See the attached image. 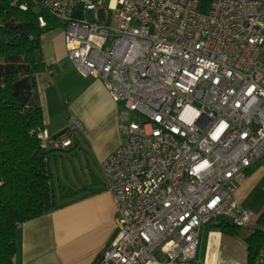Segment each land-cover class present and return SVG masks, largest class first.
I'll return each mask as SVG.
<instances>
[{"label": "built area", "instance_id": "obj_1", "mask_svg": "<svg viewBox=\"0 0 264 264\" xmlns=\"http://www.w3.org/2000/svg\"><path fill=\"white\" fill-rule=\"evenodd\" d=\"M30 1L118 104L122 141L101 164L116 235L95 264L197 263L202 230L220 221L264 233L237 196L264 159V0ZM81 128L70 116L42 129L40 148L63 150ZM250 264H264V246Z\"/></svg>", "mask_w": 264, "mask_h": 264}, {"label": "crops", "instance_id": "obj_2", "mask_svg": "<svg viewBox=\"0 0 264 264\" xmlns=\"http://www.w3.org/2000/svg\"><path fill=\"white\" fill-rule=\"evenodd\" d=\"M43 51L41 46L39 61L44 67L34 75L43 130L50 135L60 132L70 116L82 128L74 132L69 147L49 151L47 169L55 208L19 225L14 262L95 264L100 249L116 235V213L101 164L122 141L118 104L102 80L81 74L67 54L51 56ZM261 160L238 186L240 201L244 190L258 180H251L252 175L264 173ZM242 231L227 235L207 226L200 234L197 263L192 264H246V238L252 230ZM236 248L245 250L243 263L236 257Z\"/></svg>", "mask_w": 264, "mask_h": 264}, {"label": "trees", "instance_id": "obj_3", "mask_svg": "<svg viewBox=\"0 0 264 264\" xmlns=\"http://www.w3.org/2000/svg\"><path fill=\"white\" fill-rule=\"evenodd\" d=\"M58 23L30 0H0V264H15L19 225L55 208L47 169L50 150L40 148L37 137L43 112L34 75L44 67L37 57L40 38ZM254 169L255 164L246 175ZM258 223L264 224V211ZM208 229L227 235L238 231L222 221ZM246 243L250 264L264 246V233L252 232Z\"/></svg>", "mask_w": 264, "mask_h": 264}, {"label": "rangeland", "instance_id": "obj_4", "mask_svg": "<svg viewBox=\"0 0 264 264\" xmlns=\"http://www.w3.org/2000/svg\"><path fill=\"white\" fill-rule=\"evenodd\" d=\"M76 15L85 14L87 18H93V10H87L82 13L81 10H77L75 12ZM98 15L100 20L104 19V10L103 8L98 9ZM111 26H115L116 24L111 21ZM64 30L65 26L61 23H58V26L44 33L40 38V45L44 46V55H62L67 54L66 46L64 43ZM40 46V47H41ZM41 50L37 53L38 58L40 59ZM63 102V100H62ZM135 114H131V118L133 119ZM260 162V161H259ZM264 163V160H261ZM258 178V180H254ZM56 178L54 179V190L57 192V183ZM251 180H254L250 185L244 190L241 198L242 207L248 209L252 212L254 216H258L262 210H264V173H260V171L255 172ZM239 230H243L242 232H246L245 228H240ZM236 257L243 263L245 261V250L241 248H236L235 250Z\"/></svg>", "mask_w": 264, "mask_h": 264}]
</instances>
